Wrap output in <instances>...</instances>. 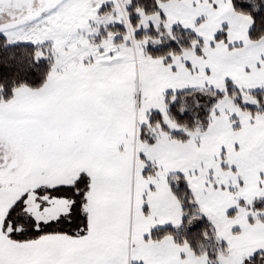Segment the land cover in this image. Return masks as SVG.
Listing matches in <instances>:
<instances>
[{"label": "snow or ice", "instance_id": "snow-or-ice-1", "mask_svg": "<svg viewBox=\"0 0 264 264\" xmlns=\"http://www.w3.org/2000/svg\"><path fill=\"white\" fill-rule=\"evenodd\" d=\"M5 13L0 264H264V0Z\"/></svg>", "mask_w": 264, "mask_h": 264}, {"label": "trees", "instance_id": "trees-1", "mask_svg": "<svg viewBox=\"0 0 264 264\" xmlns=\"http://www.w3.org/2000/svg\"><path fill=\"white\" fill-rule=\"evenodd\" d=\"M140 3L143 4L144 6H147L149 4V0H140ZM179 37L182 40L188 39V37L184 33H182V32L179 33ZM15 51H17V55L19 56L20 55L19 51L18 50H15ZM183 235H184L183 232H181V233L178 234L179 238H182ZM208 243H211V242L209 241Z\"/></svg>", "mask_w": 264, "mask_h": 264}, {"label": "rangeland", "instance_id": "rangeland-1", "mask_svg": "<svg viewBox=\"0 0 264 264\" xmlns=\"http://www.w3.org/2000/svg\"><path fill=\"white\" fill-rule=\"evenodd\" d=\"M7 22H8V15H7V13L0 14V23H7Z\"/></svg>", "mask_w": 264, "mask_h": 264}, {"label": "flooded vegetation", "instance_id": "flooded-vegetation-1", "mask_svg": "<svg viewBox=\"0 0 264 264\" xmlns=\"http://www.w3.org/2000/svg\"><path fill=\"white\" fill-rule=\"evenodd\" d=\"M13 11H15V9H13Z\"/></svg>", "mask_w": 264, "mask_h": 264}]
</instances>
